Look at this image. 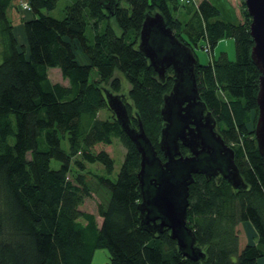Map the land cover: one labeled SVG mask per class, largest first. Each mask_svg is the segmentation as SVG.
<instances>
[{
	"label": "trees",
	"instance_id": "1",
	"mask_svg": "<svg viewBox=\"0 0 264 264\" xmlns=\"http://www.w3.org/2000/svg\"><path fill=\"white\" fill-rule=\"evenodd\" d=\"M14 1L0 0V264H93L99 248L108 249V264H259L264 258V155L255 124L261 73L252 60L255 43L245 1L244 20L237 23L211 0L193 6L184 21L178 12L188 5L180 0H73L62 19L47 13L58 0H27L32 10L23 20L22 45L9 13ZM157 12L195 53L202 99L235 150L247 183L235 189L225 178L194 174L188 225L206 255L199 260L180 252L169 229L143 228L141 153L114 114L100 117L109 108L105 90L122 94L124 75L131 125L143 123L165 160L159 146L165 124L161 111L174 73L169 68L160 79L138 48L146 15ZM228 37L236 42L235 60L225 51L212 54ZM203 41L212 54L204 64L196 53ZM78 50L85 61L78 59ZM52 67L61 69L69 85L51 80ZM95 69L98 77L91 79ZM115 138L127 152L112 179L113 161L94 148ZM181 150L189 151L183 145ZM97 163L107 174L88 168ZM89 175L107 191L98 203L101 222L82 209L92 196ZM249 223L256 239L241 248L238 226Z\"/></svg>",
	"mask_w": 264,
	"mask_h": 264
},
{
	"label": "water",
	"instance_id": "2",
	"mask_svg": "<svg viewBox=\"0 0 264 264\" xmlns=\"http://www.w3.org/2000/svg\"><path fill=\"white\" fill-rule=\"evenodd\" d=\"M244 1L251 16L250 30L255 43L252 60L261 73L255 135L259 151L264 155V0ZM138 48L160 79H165L169 68L174 73L173 87L164 96L161 111L165 124L159 146L165 160L158 154L143 123L139 120L138 127L131 125L129 109L123 100L125 94L105 90L110 109L141 153L137 175L142 197L139 203L141 225L152 233L169 229L180 252L199 260L206 255L188 225L194 174H203L206 178L221 174L235 189H245L247 183L235 162V150L216 130L217 119L202 100L195 53L167 25L163 14L146 15ZM182 145L190 154H183Z\"/></svg>",
	"mask_w": 264,
	"mask_h": 264
},
{
	"label": "rangeland",
	"instance_id": "3",
	"mask_svg": "<svg viewBox=\"0 0 264 264\" xmlns=\"http://www.w3.org/2000/svg\"><path fill=\"white\" fill-rule=\"evenodd\" d=\"M24 0H15L13 3V7L10 9V17L12 18L14 22V30L17 36V40L20 45L25 44L26 36L24 32V25L23 20L28 18L30 16V12H26L22 10L19 5ZM221 1L222 4V12L223 14L228 17L231 20H234L235 22H241L244 20L243 14H242V8H243V0H218ZM73 0H58L57 7L51 11H48L47 13L55 18L62 19L65 16V8L67 5L71 4ZM197 3V2H196ZM194 4L192 2L191 6ZM194 6V5H193ZM192 6V7H193ZM184 7V6H183ZM186 7V5H185ZM191 11L192 8H189ZM180 18L184 21L187 19L188 16H190V13H185L184 9H180ZM185 15V16H184ZM237 19V20H236ZM91 31H88V34H90ZM205 44V42H200V45L196 48V53L198 55V58L201 63H208L211 59L212 54L219 55L223 51H225L229 58L231 60H235L237 57V51H236V42L235 39L232 37H228L223 39L218 43V45L215 47L212 54H209L207 51L204 50L202 47ZM80 50H78V59L80 61H85L84 56L80 54ZM0 60H2V56H0ZM49 76L53 82H60L64 85H69V80L64 78L62 71L58 67H52L49 69ZM98 77L96 69L92 71L91 79H96ZM122 85L123 89L121 91L122 94L128 93V89L130 87L128 80L124 75H122ZM120 93V92H119ZM114 112L109 108L101 110L100 117L106 118L113 116ZM115 115V114H114ZM219 130V125H218ZM14 137L10 138V142H14ZM64 145L67 147V142H64ZM95 151L99 152L101 150H104L108 153L109 158L113 161V173L110 175L112 179H116L118 176V173L122 167V164L125 160L127 149L124 146V144L118 139L115 138L112 144H104L99 143L95 146ZM53 167H58L59 162L57 160L52 161ZM88 168H90L92 171L97 173H106V169L104 165L97 163V164H88ZM88 181L92 186V196L85 199L84 204L82 205V209L85 211L93 212L97 215V218L99 222L102 221L101 217L98 215V203L100 201H104L107 198V191L104 190L102 187H100L97 183V181L94 178H91V176H88ZM238 231L240 234V247L242 248L246 242L248 241H254L256 237H253L252 234H255V231L253 230V227L249 224H241L238 226ZM247 242V243H248ZM110 258H109V251L106 248H99L96 250L95 255L93 257V264H108Z\"/></svg>",
	"mask_w": 264,
	"mask_h": 264
},
{
	"label": "crops",
	"instance_id": "4",
	"mask_svg": "<svg viewBox=\"0 0 264 264\" xmlns=\"http://www.w3.org/2000/svg\"><path fill=\"white\" fill-rule=\"evenodd\" d=\"M200 1L201 0H195L194 1V6H198V4L200 3ZM215 5H217L220 9H221V7H222V4H221V1H218V0H211ZM197 2V3H196ZM192 5V6H193ZM192 6H186L185 8L183 7V9H184V12L185 13H190V12H192V10L190 11L189 10V8H192L193 9V7ZM182 9V8H181ZM222 10V9H221ZM180 11V10H179ZM179 13V12H178ZM179 15H180V13H179ZM30 16H31V14H30ZM185 16V15H184ZM237 20V19H236ZM249 225L251 226V224L249 223ZM253 227V226H252ZM253 230L255 231V229H254V227H253ZM252 236L253 237H256V231H255V234H252ZM248 242V241H247ZM247 242H246V244H247ZM259 264H264V258L263 259H261L260 261H259Z\"/></svg>",
	"mask_w": 264,
	"mask_h": 264
},
{
	"label": "built area",
	"instance_id": "5",
	"mask_svg": "<svg viewBox=\"0 0 264 264\" xmlns=\"http://www.w3.org/2000/svg\"><path fill=\"white\" fill-rule=\"evenodd\" d=\"M182 3L187 4L188 6L192 4V2H194L195 0H180ZM19 7L26 11V12H30L32 10L31 4L27 1L24 0L23 2L20 3ZM207 50V48H206Z\"/></svg>",
	"mask_w": 264,
	"mask_h": 264
},
{
	"label": "flooded vegetation",
	"instance_id": "6",
	"mask_svg": "<svg viewBox=\"0 0 264 264\" xmlns=\"http://www.w3.org/2000/svg\"><path fill=\"white\" fill-rule=\"evenodd\" d=\"M203 100V99H202ZM208 106V105H207ZM208 110L209 111H211L212 112V110L208 107ZM213 113V112H212ZM214 115V114H213ZM215 116V115H214ZM217 119V118H216ZM218 125H219V122H218V120H217V126H216V130L219 132V130H218ZM220 133V132H219ZM222 135V134H221ZM223 137V136H222ZM189 150V149H188ZM183 154H185V153H183ZM187 154H190V151H188V153ZM187 154H185V155H187ZM213 177H215V178H218V179H223L224 177H222L221 176V174H218L217 176H213ZM213 177H211V178H213ZM210 179V178H209Z\"/></svg>",
	"mask_w": 264,
	"mask_h": 264
}]
</instances>
